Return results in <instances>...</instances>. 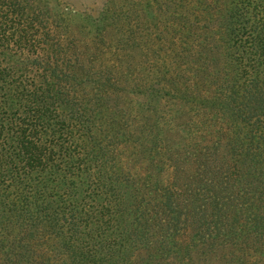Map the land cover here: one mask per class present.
<instances>
[{
	"label": "trees",
	"instance_id": "trees-1",
	"mask_svg": "<svg viewBox=\"0 0 264 264\" xmlns=\"http://www.w3.org/2000/svg\"><path fill=\"white\" fill-rule=\"evenodd\" d=\"M166 8L106 57L0 0V264H264V0Z\"/></svg>",
	"mask_w": 264,
	"mask_h": 264
},
{
	"label": "rangeland",
	"instance_id": "rangeland-1",
	"mask_svg": "<svg viewBox=\"0 0 264 264\" xmlns=\"http://www.w3.org/2000/svg\"><path fill=\"white\" fill-rule=\"evenodd\" d=\"M49 2L51 13L60 17V23L65 29L62 36L73 39L81 54H104L106 57L116 51L117 46L124 37L127 26L130 25L132 30H138L139 38L148 37L153 33L160 40L164 31L168 32L172 18L170 9L166 8L169 0H45ZM158 2L165 8L163 11L166 21L161 20V24L154 30L148 25L152 17L149 15L146 19L143 12H148V6L154 9L156 17L159 14ZM108 15V23L105 28L96 30L94 27L98 21L104 22L103 17ZM170 20V21H169ZM102 30V31H101ZM158 42L155 46L158 47ZM143 55L141 51L136 55L137 60ZM140 61V60H139ZM134 102H140L138 98L131 97ZM177 127L183 125V121L177 122Z\"/></svg>",
	"mask_w": 264,
	"mask_h": 264
}]
</instances>
